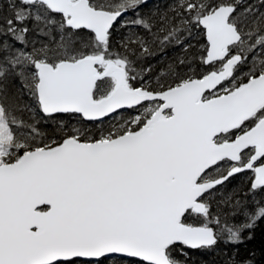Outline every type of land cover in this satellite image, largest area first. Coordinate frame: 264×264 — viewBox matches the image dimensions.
Listing matches in <instances>:
<instances>
[{"label":"snow or ice","instance_id":"6c2138e0","mask_svg":"<svg viewBox=\"0 0 264 264\" xmlns=\"http://www.w3.org/2000/svg\"><path fill=\"white\" fill-rule=\"evenodd\" d=\"M0 264H264V0H0Z\"/></svg>","mask_w":264,"mask_h":264}]
</instances>
